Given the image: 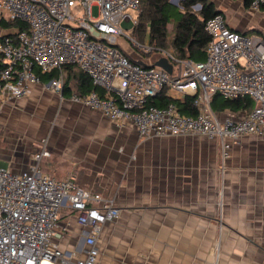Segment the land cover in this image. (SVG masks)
<instances>
[{"label":"built area","instance_id":"2783aa9c","mask_svg":"<svg viewBox=\"0 0 264 264\" xmlns=\"http://www.w3.org/2000/svg\"><path fill=\"white\" fill-rule=\"evenodd\" d=\"M93 5L96 17L91 15ZM263 5L264 0H248L247 8L258 11ZM138 12L139 0H0V22L11 24L10 32L0 35L1 96L27 97L32 85L40 84L61 101L67 98L98 111L117 126L132 124L142 136L218 140L223 161L233 141L245 135L264 137L261 37L228 27L216 13L204 23L210 36L205 58H179L170 48L154 47L125 32L121 22L130 21L134 27ZM14 21L26 26H13ZM121 35L129 50L118 43ZM161 57L171 64V72L153 64ZM66 65L83 71L94 88L65 96ZM53 71L56 77L42 80L41 73ZM160 95L170 101L154 104ZM215 95L247 96L253 105L215 110ZM185 98L191 100L194 114L178 109L176 101ZM49 155L45 136L26 168L15 172L0 166V264H96L101 225L114 220L119 209L112 198L80 186L72 175L59 179L41 172L39 163ZM63 207L75 211L76 222L89 229L82 256L58 243L64 235L57 230Z\"/></svg>","mask_w":264,"mask_h":264},{"label":"crops","instance_id":"0c3cea01","mask_svg":"<svg viewBox=\"0 0 264 264\" xmlns=\"http://www.w3.org/2000/svg\"><path fill=\"white\" fill-rule=\"evenodd\" d=\"M211 1L228 27L264 40V29L250 20L264 23V7L251 11L240 0L234 4L241 17L227 20L226 2ZM9 32L10 25L0 23V35ZM15 103L38 116L67 113L95 130L58 139L48 134L50 155L39 168L59 179L72 175L80 186L114 200L118 215L101 225L96 264H264V137L233 141L223 161L218 140L142 136L132 124L117 126L40 84L27 97L5 100L0 94V118ZM6 130L0 127V166L17 172L47 135L32 141ZM57 230L64 233L58 241L63 249L84 254L89 229L76 222L75 211L61 208Z\"/></svg>","mask_w":264,"mask_h":264},{"label":"trees","instance_id":"16d2710c","mask_svg":"<svg viewBox=\"0 0 264 264\" xmlns=\"http://www.w3.org/2000/svg\"><path fill=\"white\" fill-rule=\"evenodd\" d=\"M197 3L201 5L198 12L191 11L190 6ZM180 5L182 10L169 0H139L138 20L132 28L131 34L139 41H146L154 47L166 48L169 45L179 58L203 60L205 58V46L210 40V36L204 28L205 20L216 13L222 14V11L216 8L214 2L210 0H181ZM244 5L248 6V0H244ZM171 22L173 23V36L168 42L167 26ZM0 23L3 26L9 25V22L1 21ZM12 25L26 26L20 21H14ZM63 72L65 77L63 94L65 96H68L72 91L87 92L94 88L89 76L77 67L66 65ZM40 75L43 81H47L56 77L57 71L49 74L41 73ZM98 91L102 94L101 90ZM169 101L165 95H160L153 100V103L165 105ZM176 104L182 113H195L194 107L190 106L191 100L189 98L176 101ZM211 105L215 110L224 108L238 110L251 108L253 100L247 96L237 99H224L215 95Z\"/></svg>","mask_w":264,"mask_h":264},{"label":"rangeland","instance_id":"374dc122","mask_svg":"<svg viewBox=\"0 0 264 264\" xmlns=\"http://www.w3.org/2000/svg\"><path fill=\"white\" fill-rule=\"evenodd\" d=\"M173 1L177 2V6L179 7V9L182 10V7L180 5L181 0ZM224 2H226L227 4L225 5V8L229 6L225 11L227 20H232L233 18L239 19L241 17V9L236 4H240V0H236V2L234 0H215V3H218L221 6L224 5ZM199 5V3L191 5L190 10L198 12V10L200 9ZM228 9H231V11ZM130 13L133 16H136L135 11L131 10ZM97 14V6L93 5L91 7V15L93 17H96ZM250 20L251 22L256 23V25H258V28L264 29V23L262 22V19L260 17L257 18V21H254L255 19L252 16ZM121 26L127 34L131 33V29L133 27L132 22L123 20L121 22ZM167 29V41L169 42L173 36L172 22L168 24ZM117 41L124 49L128 48L127 44L123 40L122 35L118 37ZM166 48H170V46L167 45ZM41 104L43 105L44 103L42 102ZM10 109H12L13 111L5 119H3V117L0 118V127L3 126L4 129H7L6 133L8 132V136L15 135L19 136L22 139H24L23 137L26 136L29 139H32L33 141L35 139L41 138L44 135L48 136V134L51 135V137L58 139L63 135H78L81 133L95 132V130H87L83 125V121L79 122L78 119H76L75 117V119L70 118L69 114L67 113L66 115H60L57 112V114H59L60 116L54 114L53 116L49 117L45 115V112H43V116H38L36 114H38L39 112L35 111L34 109H30L24 105H20L18 103L13 104ZM11 122L14 126L8 125V123ZM33 122H37L36 126H33V124H31ZM25 123H27V125H25ZM0 138L2 139V136H0Z\"/></svg>","mask_w":264,"mask_h":264},{"label":"water","instance_id":"95a60500","mask_svg":"<svg viewBox=\"0 0 264 264\" xmlns=\"http://www.w3.org/2000/svg\"><path fill=\"white\" fill-rule=\"evenodd\" d=\"M172 4L177 5V2L173 1V0H169ZM144 66H149V65H145L144 63H142ZM154 65L156 66H160L162 68H164L166 71L171 72L172 66L171 64L167 61V59L165 57H161L160 59L156 60L154 63Z\"/></svg>","mask_w":264,"mask_h":264}]
</instances>
